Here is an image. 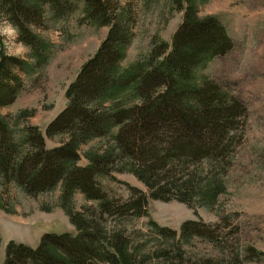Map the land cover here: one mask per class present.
Listing matches in <instances>:
<instances>
[{"label":"trees","instance_id":"1","mask_svg":"<svg viewBox=\"0 0 264 264\" xmlns=\"http://www.w3.org/2000/svg\"><path fill=\"white\" fill-rule=\"evenodd\" d=\"M84 1L86 18L107 25L108 31L67 86L66 106L44 128L48 138L66 134V139L47 148L42 134L31 126L18 141L0 119L2 182L14 183L29 196L60 184V207L77 233H43L35 247L9 241L2 264H136L121 232L100 237L105 232L94 219L144 216L146 195L185 204L206 189L215 195L218 172H212L211 181L205 183L201 161L213 162L214 169L227 166L242 133L244 106L212 79L197 76L213 57L232 48L216 17H197L187 5L169 44L160 41L145 58L121 70L118 64L130 36L127 22L113 21L117 9L112 0ZM44 4L58 14L65 6L63 0H0V17L16 27L18 41L30 48L39 43L29 28L39 24ZM21 64L16 57L0 53V107L13 101ZM128 100L133 102L127 104ZM106 102L108 106L103 105ZM98 136H110L114 149L89 152L88 164L77 165L78 146ZM122 160L147 194L128 186L130 196L122 200L107 196L98 184L95 176L113 170ZM76 191L97 202L92 216L70 207ZM151 225L164 237L175 235ZM182 227L196 235L207 234V228L192 222Z\"/></svg>","mask_w":264,"mask_h":264},{"label":"rangeland","instance_id":"2","mask_svg":"<svg viewBox=\"0 0 264 264\" xmlns=\"http://www.w3.org/2000/svg\"><path fill=\"white\" fill-rule=\"evenodd\" d=\"M63 1L65 6L59 14L48 5L41 7L39 24L29 28L39 41L35 48L19 42L16 27L0 17V53L14 56L22 63L13 101L0 107V119L18 141L27 127H36L47 148L66 139V134L48 138L44 128L66 106L67 86L108 31L107 25L86 18L84 0ZM112 3L117 9L113 21L125 19L130 33L118 64L121 70L145 58L160 41L169 44L187 5L197 17H216L231 38L232 48L213 57L197 71V76L212 79L234 95L246 113L228 165L214 169L213 162L201 161L205 183L211 181L212 172H218L220 186L214 189L215 195L206 189L188 204L146 195L144 216L95 218L105 232L100 237L120 231L127 240L126 251L136 264H264V0H112ZM9 25L16 30L14 34L6 31ZM132 102L128 100L127 104ZM113 149L110 136L93 137L78 146L77 165L88 164L89 152ZM115 163L113 170L95 176L107 196L126 199L130 196L128 186L147 194L146 187L123 166L125 160ZM69 205L74 212L90 217L96 212L97 202L76 191ZM186 222L207 228V234L196 235L183 229ZM152 223L173 230L175 235L158 234ZM63 232L73 235L77 229L60 207V184L29 196L19 186L3 183L0 178V264L7 242L35 247L43 233Z\"/></svg>","mask_w":264,"mask_h":264},{"label":"clouds","instance_id":"3","mask_svg":"<svg viewBox=\"0 0 264 264\" xmlns=\"http://www.w3.org/2000/svg\"><path fill=\"white\" fill-rule=\"evenodd\" d=\"M6 31L9 34H14L16 30L11 25H9L8 28L6 29Z\"/></svg>","mask_w":264,"mask_h":264}]
</instances>
